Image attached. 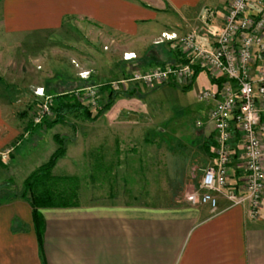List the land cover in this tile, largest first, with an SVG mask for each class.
<instances>
[{
	"label": "crops",
	"instance_id": "1",
	"mask_svg": "<svg viewBox=\"0 0 264 264\" xmlns=\"http://www.w3.org/2000/svg\"><path fill=\"white\" fill-rule=\"evenodd\" d=\"M226 1L0 0V37L14 38L18 46L24 39L45 37L47 33L52 35L73 27L93 40L103 39L111 53L117 55L103 64L92 59L91 68L83 70L92 71L94 67L98 70L105 64L114 66L122 54H133L134 58L120 57V62L150 69L158 66L159 58H163L162 54L152 51L155 46L174 49L172 43H156L161 33L182 35L194 31L203 44L212 45L222 23ZM206 8L214 9L215 16L210 23L201 25L198 15ZM147 54L151 57L147 58ZM180 61V55L175 57L172 51L169 62ZM196 70L194 79L200 73L205 79L199 91L213 85L215 80L207 71ZM68 82L71 83L69 80L60 86ZM163 85L168 92H178L175 89L179 86L175 84ZM141 99L140 95L116 97L94 121L100 130L91 138L96 149L115 144L117 128L124 135L151 136L156 129L162 131L153 124L138 125L136 121H129L148 112ZM13 117L12 112L0 110V150L36 132L37 128L30 129ZM196 126V131L192 129L195 133L190 132L187 145L193 144L194 135L202 137L208 166L213 161L211 126L207 119L198 120ZM99 133L107 135L98 136ZM51 150L50 155L56 149ZM240 176L241 170L232 166L230 188L238 187ZM38 215L40 237L32 207L25 198L0 202V264H264V197L255 219L250 218L246 204L232 206L222 197L218 198L215 211L208 205H191L187 200L106 201L40 208Z\"/></svg>",
	"mask_w": 264,
	"mask_h": 264
},
{
	"label": "rangeland",
	"instance_id": "2",
	"mask_svg": "<svg viewBox=\"0 0 264 264\" xmlns=\"http://www.w3.org/2000/svg\"><path fill=\"white\" fill-rule=\"evenodd\" d=\"M210 12L215 14L216 11L206 8L199 13L201 25L213 20L208 17ZM13 41L14 38L0 37V110L12 112L13 118L29 125L30 129H37L30 138L21 137L0 150V202L19 194L24 179L49 160L51 148L59 146L55 140L57 137L65 153L58 158L51 174L60 178L57 182L60 189L76 190L77 203L182 202L198 188L201 173L208 162L202 137L196 138L198 135L193 134V144H187L191 139L190 132L197 130L196 122L207 119L210 104L197 100L199 88L204 86V74L200 73L188 89L176 88L177 93L166 91L164 85L162 88L161 85L145 88L135 85L148 112L129 121H136L138 125L153 124L162 131L156 129L151 136L124 135L123 130L117 128L115 144L96 149L91 138L94 132L100 131L94 121L101 115L91 119L76 111L65 112L57 123L39 127V123L33 122V116L44 99L37 96L35 90L43 88L44 95L50 96L49 119L53 120L50 107L53 94H72L92 85L89 83L91 79L98 81L95 84L106 83L139 68L120 62L118 59L124 57L122 54L114 66L106 67L105 64L98 70L96 67L89 70L92 59L103 64L104 60L117 58V55L111 53L103 39L93 40L84 31L73 27L52 35L47 33L45 37L24 39L18 46ZM174 49L170 51L159 44L152 51L159 56L162 54L161 62H168L172 51L175 57L180 54L176 47ZM131 56L133 59L134 55ZM80 72L89 74L82 78ZM69 80L71 83L60 86ZM98 99L95 110L84 105L92 111V116L105 101L106 94L100 91ZM106 135L99 133L98 136ZM235 156L238 157L237 153Z\"/></svg>",
	"mask_w": 264,
	"mask_h": 264
},
{
	"label": "built area",
	"instance_id": "3",
	"mask_svg": "<svg viewBox=\"0 0 264 264\" xmlns=\"http://www.w3.org/2000/svg\"><path fill=\"white\" fill-rule=\"evenodd\" d=\"M214 16V12L208 14ZM164 42L180 51L182 61L134 70L106 83L117 91L130 85L185 87L196 68L207 71L215 82L202 87L197 100L210 104L207 123L211 126L213 161L204 168L198 188L186 200L215 211L222 197L232 206L246 204L250 218H257L264 197V0H229L212 45L203 44L194 31L182 35L161 33L156 43ZM123 58L129 60L132 56L124 54ZM88 74L79 75L87 78ZM102 84L75 90L72 96L95 110ZM35 94L44 99L33 116L38 124L51 115L50 96L44 95L43 88H37ZM234 162L241 170L240 184L235 189L230 188Z\"/></svg>",
	"mask_w": 264,
	"mask_h": 264
},
{
	"label": "trees",
	"instance_id": "4",
	"mask_svg": "<svg viewBox=\"0 0 264 264\" xmlns=\"http://www.w3.org/2000/svg\"><path fill=\"white\" fill-rule=\"evenodd\" d=\"M170 61V59H169ZM168 61V62H169ZM166 62H161L158 65H164ZM134 70V69H133ZM132 70V71H133ZM132 71L127 72L125 76L129 75ZM197 70L194 72L193 79L195 74H197ZM192 79V81H193ZM192 81L185 87H182V90H186L191 86ZM219 82V81H217ZM137 86H133L124 91L112 90L107 83H103L100 91L106 94L105 101L100 104V108L96 110L94 116H92V111L86 108L84 105L76 102L72 98V94H55L52 97V103L50 105L53 111V120L44 119L37 126H51L54 123L58 122V118L65 112H79L82 115H85L86 118L95 119L99 115H101L105 110H107L113 103L114 99L119 96L123 97H131L135 95H139ZM54 122V123H53ZM36 127L35 125H33ZM58 138V137H57ZM55 139L56 143H58V148L52 153L49 160L45 163L38 166L33 172L27 176L22 182V189L19 194L14 195L12 198H25L32 207V213L34 218V224L36 228V232L38 237H40L41 233V221L38 215V210L40 208H48V207H68L74 206L77 204V192L73 188L70 191L65 189H60L57 185V182L60 178L53 176L51 174V170L55 165L58 158L64 155L65 149L62 146V142L59 139ZM1 164V163H0Z\"/></svg>",
	"mask_w": 264,
	"mask_h": 264
},
{
	"label": "water",
	"instance_id": "5",
	"mask_svg": "<svg viewBox=\"0 0 264 264\" xmlns=\"http://www.w3.org/2000/svg\"><path fill=\"white\" fill-rule=\"evenodd\" d=\"M90 84H92V85H93V84H95V83H94L93 81H91V82H90Z\"/></svg>",
	"mask_w": 264,
	"mask_h": 264
}]
</instances>
